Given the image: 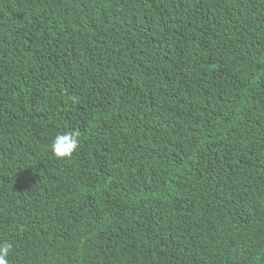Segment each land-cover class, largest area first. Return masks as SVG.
Returning <instances> with one entry per match:
<instances>
[{"label":"trees","instance_id":"1","mask_svg":"<svg viewBox=\"0 0 264 264\" xmlns=\"http://www.w3.org/2000/svg\"><path fill=\"white\" fill-rule=\"evenodd\" d=\"M4 242L8 264H264V0H0Z\"/></svg>","mask_w":264,"mask_h":264},{"label":"clouds","instance_id":"2","mask_svg":"<svg viewBox=\"0 0 264 264\" xmlns=\"http://www.w3.org/2000/svg\"><path fill=\"white\" fill-rule=\"evenodd\" d=\"M79 132L68 131L58 134L52 145V152L58 158H69L79 148ZM13 245L8 242L0 243V264H8L7 257Z\"/></svg>","mask_w":264,"mask_h":264}]
</instances>
